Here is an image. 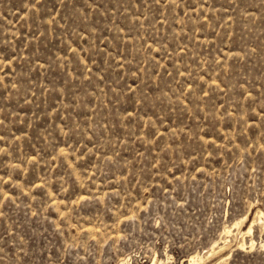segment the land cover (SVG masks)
<instances>
[{
	"label": "rangeland",
	"instance_id": "rangeland-1",
	"mask_svg": "<svg viewBox=\"0 0 264 264\" xmlns=\"http://www.w3.org/2000/svg\"><path fill=\"white\" fill-rule=\"evenodd\" d=\"M258 211L264 0H0V264H264Z\"/></svg>",
	"mask_w": 264,
	"mask_h": 264
},
{
	"label": "bare ground",
	"instance_id": "bare-ground-1",
	"mask_svg": "<svg viewBox=\"0 0 264 264\" xmlns=\"http://www.w3.org/2000/svg\"><path fill=\"white\" fill-rule=\"evenodd\" d=\"M256 220H258V221L262 224V226H264V221L261 222V212H260V211H258V212L256 213V217L254 218L253 222H255ZM239 224H240V222H239V223H235V225H239ZM252 225H253V223L247 228V230H246L245 233L250 234V233L252 232ZM235 228H236V227H235ZM226 233H230V230H226ZM242 236H243V235H242ZM220 243H221V242H220ZM239 247L243 248V247H244V242H242L241 244H239ZM250 247H251V246H250ZM213 248H214V247H213ZM213 248H212V250H213ZM210 252H211V251H210ZM200 260H201V257L198 256V255L192 256V257L190 258V262H191V264H197V262L200 261Z\"/></svg>",
	"mask_w": 264,
	"mask_h": 264
}]
</instances>
